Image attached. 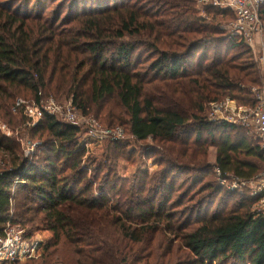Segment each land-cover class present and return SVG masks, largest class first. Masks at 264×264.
<instances>
[{"label": "trees", "instance_id": "1", "mask_svg": "<svg viewBox=\"0 0 264 264\" xmlns=\"http://www.w3.org/2000/svg\"><path fill=\"white\" fill-rule=\"evenodd\" d=\"M203 9L197 0H0V122L27 121L13 111L19 97L71 95L89 115L113 98L106 125L128 117L125 134L154 142L131 149L122 138L88 164L83 129L45 115L30 127L45 154L29 163L0 128V231L13 212L28 239L51 233L20 264H264L257 197L217 183L208 160L216 146L223 178L258 177V138L208 110L228 96L254 105L263 79L230 29L235 12ZM27 91L33 98L19 96ZM152 158L153 172L143 160ZM120 159L136 163L131 176L119 174Z\"/></svg>", "mask_w": 264, "mask_h": 264}, {"label": "built area", "instance_id": "2", "mask_svg": "<svg viewBox=\"0 0 264 264\" xmlns=\"http://www.w3.org/2000/svg\"><path fill=\"white\" fill-rule=\"evenodd\" d=\"M210 4L223 8H230L235 12L236 18L230 23L232 32L239 34L243 40L252 48L254 58L258 64L263 84L253 89L255 104H242L234 97L212 102L209 106L208 115L211 121L227 122L237 124L248 129L258 138L261 148L264 150V14L262 8L264 0H197V4ZM22 110L27 117L28 126L36 125L45 115L63 116V119L74 125H84L81 144L90 148L93 142L104 140L118 141L124 137L122 127L104 128L100 127L94 117L79 114L78 108L72 103L66 106L56 100L53 96L42 99L39 103L17 98L14 113ZM0 128L7 135L13 131L0 122ZM25 157L29 163L32 155L38 148V142L33 140H21ZM3 161L0 158V174L3 172ZM216 173L222 181L233 178V187L243 186L253 180H243L231 174L222 177V173L215 168ZM259 181V180H257ZM251 196L257 197V205L254 209L264 211V176L251 191ZM13 212H11V217ZM7 221L0 231V264H20L28 259L35 258L43 251V239H28L24 228L13 223L12 218Z\"/></svg>", "mask_w": 264, "mask_h": 264}, {"label": "rangeland", "instance_id": "3", "mask_svg": "<svg viewBox=\"0 0 264 264\" xmlns=\"http://www.w3.org/2000/svg\"><path fill=\"white\" fill-rule=\"evenodd\" d=\"M204 5H207V3H204L203 5L202 4H198V7L202 10V14H205L204 13ZM226 23L228 22H231L229 19H226L225 20ZM19 96H22V97H25V98H33L31 92H23L22 94H20ZM51 97V96H49ZM58 99L56 98L57 101H59L60 103H62L63 105L65 104V106L71 102V95H59L57 96ZM48 98V97H47ZM46 99V98H44ZM116 102L115 100L112 98L108 104L104 105L103 108L96 105V103H92L91 107V111H90V115L89 114H86L87 116H91V117H94L99 126L100 127H104V128H116V127H122L121 125L124 126V128H128L127 126V121H128V117H123L125 118V121L123 123H120V122H116L115 123V126L114 127H108L106 124H108V119H107V113L106 111L109 110L108 107L109 106H113L115 105ZM95 108V109H94ZM94 109V110H93ZM78 112L79 114H84L82 111H80L78 109ZM95 116H99V119L96 118ZM59 118H61L62 120L63 119V116H58ZM1 121V120H0ZM24 121H26L25 119H23L22 117L20 116H15L14 117V120L12 122H9V119H6V120H2L3 123H6V125L8 126V128L13 132V136L17 137L19 140H33L35 142H38V144L40 143L41 139L39 138L40 137V133H38L36 136H33V133L32 131L30 130L31 128L30 127H33L34 125H31V126H28V120L26 121L27 123L24 124ZM121 124V125H120ZM118 125V126H116ZM82 129H84V125H81L80 126ZM123 128V127H122ZM123 128V129H124ZM3 130V129H2ZM126 130V129H125ZM124 130V132H125ZM250 135H254L250 132ZM255 136V135H254ZM83 137V135H82ZM256 137V136H255ZM120 140V139H119ZM123 140L124 141H127L130 143L129 145V148L131 149H134V148H142L143 146L145 145H153L154 142L151 141V140H147L146 142H137L134 140V138L129 134L128 131H126V134L124 133V137H123ZM111 142H115L113 140H104V141H97V142H93L91 147L90 148H87V153H86V156L84 157L85 158V163H90L91 164V161L92 160H101V158L104 156V154L107 152V148L109 146V144ZM22 146V145H21ZM83 146V145H81ZM23 149V147H22ZM36 152L32 155L31 157V160L34 162L38 159V156L39 157H42L45 152L41 149V148H37L35 150ZM23 155L25 157V153L23 151ZM216 157H217V147L216 146H211L210 149H209V156H208V160L210 162V164L213 166V171L214 170V164L216 162ZM135 161H138V158H140V156L137 154L135 157H134ZM244 158V157H242ZM89 159H91V161H88ZM146 161V166L149 168V170L151 172L157 170L159 168V163H156L154 161V159H143ZM254 162H257L260 166H261V170H260V173L258 175V177H256V182H248L247 184L243 185L242 187L241 186H236V187H233V178L229 177L227 178V180H224L222 181L221 178L218 176V174L216 173V176L218 178L219 181H217V183H219L220 185H223L225 189H229L231 191H234V192H237L238 193V196H240L241 194H245V195H250L251 194V191L253 190V188L258 184V182L263 178L264 176V162L257 159V158H252L250 159ZM88 163V164H89ZM135 165L136 163H133L132 160L128 161L126 159H120L119 162H118V168H119V171H120V175H124V176H131L132 173L134 172L135 170ZM93 172L91 171V174ZM189 176V175H188ZM187 175H178L177 178H178V183H180L182 180L188 178ZM212 176H206V178L204 179L205 181L206 180H210ZM217 180V179H216ZM259 180V181H257ZM258 200V198H257ZM258 203H256L257 205ZM25 233L27 232V229L25 230ZM51 237V233L49 231H45V230H39L37 231L35 234H34V237L32 238V240H35L36 239H43V241L45 240H48L49 238Z\"/></svg>", "mask_w": 264, "mask_h": 264}]
</instances>
